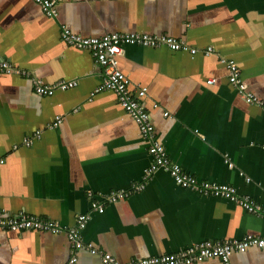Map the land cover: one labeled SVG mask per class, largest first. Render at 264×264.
Here are the masks:
<instances>
[{
	"label": "crops",
	"instance_id": "crops-1",
	"mask_svg": "<svg viewBox=\"0 0 264 264\" xmlns=\"http://www.w3.org/2000/svg\"><path fill=\"white\" fill-rule=\"evenodd\" d=\"M61 26L83 38L166 35L196 49L191 55L125 45L118 69L131 89L146 87L142 103L172 163L198 181L231 186L264 209V107L235 92L221 61H234L247 92L264 103V0H62L53 18L33 0H0V62L13 67L0 73L3 215L72 227L88 214L83 241L119 264L203 241L264 238V216L182 188L165 169L144 179L148 143L113 92L91 95L103 70L87 50L61 40ZM207 48L210 54L203 53ZM30 78L76 86L39 96ZM56 116L61 124L47 129ZM111 191L125 195L104 202ZM94 201L103 203L102 213L92 209ZM69 257L65 234L0 232V264H64ZM229 263L264 264V251L234 253ZM75 264L101 262L81 250Z\"/></svg>",
	"mask_w": 264,
	"mask_h": 264
},
{
	"label": "built area",
	"instance_id": "built-area-1",
	"mask_svg": "<svg viewBox=\"0 0 264 264\" xmlns=\"http://www.w3.org/2000/svg\"><path fill=\"white\" fill-rule=\"evenodd\" d=\"M33 1L40 7L45 16L53 18L57 13V4L62 0ZM60 36L65 44L80 50H87L95 63L102 68L103 80L91 95L101 91L113 92L119 106L130 115L139 129L140 135L148 143V153L151 157V163L144 170V179H149L158 169H165L173 181L182 188L190 189L200 195H210L227 200L250 214L264 216V209L259 204L247 196L238 195L233 187L207 181H198L192 175L184 172L179 165L169 160L164 147L156 140L150 114L142 103V99L147 91L146 87L139 86L131 89L129 79L118 69V57L125 45L146 48L165 47L174 52H187L191 55L198 52L196 49L189 48L182 40L166 35L113 33L98 38H83L73 33L66 26H61ZM203 53L210 54L211 49L207 48ZM221 61L227 69V82L233 87L235 92L246 103L264 107V103L261 100L247 92L241 79L240 70L234 61L225 59ZM11 70L13 71V67L9 63L6 61L0 62V73L10 72ZM21 74L29 77L25 72H21ZM30 80L34 93L39 96H51L56 91H66L76 86L75 81H59L50 85L44 84L36 78H30ZM212 82V80L207 81L208 84ZM61 122L62 118L56 116L46 128L50 130L54 129ZM40 133V130L34 132L33 138H39ZM24 145L30 146L31 140H26ZM246 181L249 180L246 179ZM134 186L132 185V187ZM137 188L138 186L135 189ZM124 195L123 191H111L101 198L104 202H115L123 198ZM91 206L97 213H102L104 210V205L100 202L94 201ZM88 220V214H80L76 217L75 224L72 227H63L56 222L42 220L25 214L7 217L0 210V232L3 230L12 232L35 230L54 235L65 234L69 244L70 257L64 264H75L77 262V254L81 250H86L92 255H98L101 264H119L110 254L104 253L90 243L83 241L82 232L86 228ZM249 248L264 251V238L247 234L239 239L230 238L217 241H203L170 254L131 261L127 264H198L212 259H217L222 264H230L229 259L232 254L243 253Z\"/></svg>",
	"mask_w": 264,
	"mask_h": 264
}]
</instances>
